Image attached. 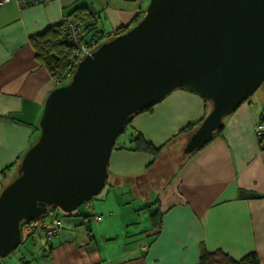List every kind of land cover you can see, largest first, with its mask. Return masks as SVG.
Listing matches in <instances>:
<instances>
[{"label": "crops", "instance_id": "obj_1", "mask_svg": "<svg viewBox=\"0 0 264 264\" xmlns=\"http://www.w3.org/2000/svg\"><path fill=\"white\" fill-rule=\"evenodd\" d=\"M80 5L97 14L99 29L109 33L131 24L145 8L123 0H50L26 7L12 0L0 5V192L16 177L23 155L39 135L46 99L57 87L31 37L60 24ZM261 87L225 117L207 145L181 159L166 183L152 182L148 191L144 180L153 156L130 149L131 139L140 133L163 146L185 126L199 122L198 128L212 105L178 88L134 115L116 141L103 191L73 214L62 215V228L51 244L43 228H35L22 241L20 260L200 264L204 246L235 260L256 252L264 264V140L255 132L264 118Z\"/></svg>", "mask_w": 264, "mask_h": 264}, {"label": "water", "instance_id": "obj_2", "mask_svg": "<svg viewBox=\"0 0 264 264\" xmlns=\"http://www.w3.org/2000/svg\"><path fill=\"white\" fill-rule=\"evenodd\" d=\"M263 84L264 0H149L134 26L86 54L47 97L40 133L0 192V264L22 243V222L52 207L74 212L103 191L118 137L147 105L178 88L212 103L188 155Z\"/></svg>", "mask_w": 264, "mask_h": 264}, {"label": "trees", "instance_id": "obj_3", "mask_svg": "<svg viewBox=\"0 0 264 264\" xmlns=\"http://www.w3.org/2000/svg\"><path fill=\"white\" fill-rule=\"evenodd\" d=\"M139 2V1H138ZM145 12V8L140 9L139 13L135 16L133 22L131 24L126 25V26H121L119 27L115 33L120 34L134 26L143 16ZM97 14L93 13L89 9L88 6L86 5H80L78 7H75L69 14H66L67 17H70L72 20L78 22L82 27L84 31V36L86 37L87 32L93 31L92 34H101L104 35L106 32L102 31L98 27V22H97ZM64 22L60 24L54 25L49 27L45 32L41 34H36L31 37V41L37 50V55L42 61V63L49 69L51 76H63L67 71L73 70L72 66V61L75 58V51L76 48L74 45L70 44L68 39H67V33L65 30ZM207 102H209L211 105L212 103L205 99ZM159 101L154 102L152 104L147 105L145 108H143L141 111L137 112H143L146 110H150L155 104H157ZM136 113V114H137ZM135 114V115H136ZM134 116V115H133ZM131 116L129 120L127 121V124L125 126L124 131L122 134L127 130L129 127V124L133 118ZM204 120V118L201 120V122ZM261 122H264V118L261 119ZM199 123V122H198ZM189 124L185 126L180 133L173 139H171L169 142L172 140L176 139L177 137L186 134V140L190 138L192 133L197 129V124ZM223 125L221 126L220 129H218L215 132L216 136L218 132L222 129ZM40 133V132H39ZM38 137V136H37ZM37 139V138H36ZM262 139V138H260ZM264 140V139H262ZM167 142V144L169 143ZM131 146L129 147L130 149L136 150V151H145L150 153L153 156V162L149 164V169L152 167L154 161L158 158V156L161 154L162 149L167 145L163 146H155L152 143L148 142L142 134L137 133L132 139H131ZM200 150V149H198ZM196 150L195 152H197ZM193 152V153H195ZM191 153V154H193ZM191 154L185 155L184 156H189ZM18 174V173H17ZM17 176V175H16ZM134 183V182H133ZM132 182L130 183L131 185L133 184ZM52 209L55 211V214L58 215L62 219V215H70L73 214L74 212L71 213H65L63 212L60 208L58 207H52ZM89 217V216H88ZM87 217V219H88ZM40 218H44L46 221L49 220V216L45 215ZM40 228H43L42 226ZM45 231V229L43 228ZM59 233V232H58ZM57 233V234H58ZM56 234V236H57ZM32 235V234H31ZM55 236V238H56ZM27 239V238H26ZM47 239V238H46ZM47 242L51 244V241ZM23 243V242H22ZM22 264H27L29 261L26 260V258H21ZM200 264H260L259 259L257 257L256 252H252L245 257H243L240 260H235L233 259L229 254H227L225 251L217 249V250H208L204 246H202L201 249V254H200Z\"/></svg>", "mask_w": 264, "mask_h": 264}, {"label": "built area", "instance_id": "obj_4", "mask_svg": "<svg viewBox=\"0 0 264 264\" xmlns=\"http://www.w3.org/2000/svg\"><path fill=\"white\" fill-rule=\"evenodd\" d=\"M12 0H0V5L10 3ZM21 7H26L33 4L42 2H48L50 0H16ZM63 22L67 33V39L70 44L76 48L75 58L72 61L73 70L67 71L63 76H55L54 80L57 86L62 85L66 80H70L78 62L86 55L91 53L99 44L115 36V33L106 32L104 35L92 34L89 38H85L83 27L70 17L64 16ZM255 132L259 138L264 139V122H258L255 127ZM47 215L49 220L46 221L44 218H38L31 221H24L21 224L22 240L28 238L33 230L37 227H43L45 229V236L48 241H53L56 234L62 228L61 218L55 214V211L50 208ZM98 220L101 216L97 217Z\"/></svg>", "mask_w": 264, "mask_h": 264}, {"label": "rangeland", "instance_id": "obj_5", "mask_svg": "<svg viewBox=\"0 0 264 264\" xmlns=\"http://www.w3.org/2000/svg\"><path fill=\"white\" fill-rule=\"evenodd\" d=\"M140 4H144V7L146 8L149 0H139ZM101 25V23H100ZM70 80L64 81L62 84H66ZM261 88H264V84ZM124 135H120L118 138L122 139ZM186 134H183L176 139L169 142L161 151V154L158 156V158L154 161L152 167L149 170V174L146 179L144 180L146 182V185L148 186L149 190L150 183H155L156 185H162L166 183V181L169 180L174 174V172L177 170L181 159L184 157L183 148L187 142L186 140ZM145 185V184H144ZM82 207V206H81ZM80 207V208H81ZM23 245L20 244V246L12 252L9 256L3 259L4 264H21V253L23 250Z\"/></svg>", "mask_w": 264, "mask_h": 264}]
</instances>
